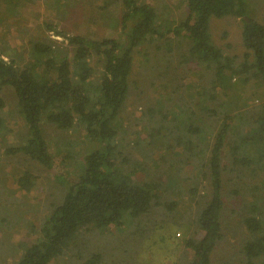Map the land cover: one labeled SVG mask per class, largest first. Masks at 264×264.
<instances>
[{"label": "rangeland", "instance_id": "1", "mask_svg": "<svg viewBox=\"0 0 264 264\" xmlns=\"http://www.w3.org/2000/svg\"><path fill=\"white\" fill-rule=\"evenodd\" d=\"M138 2L174 26L187 15L183 0ZM246 10L249 18L264 26V0H246ZM121 13V0H0V56L22 67L32 61V42L59 43L45 25L70 36L118 39ZM241 31L239 18L209 21L211 42L233 59L234 66L242 64L247 53ZM62 49L65 55L60 56L70 59L71 51ZM188 50L187 40L172 36L151 39L136 48L127 99L119 114L115 140L126 169L137 181L159 184L157 204L140 217L125 218L120 226L80 230L50 264H188L191 251L185 249L184 241L200 238L194 222L207 200L206 163L211 137L222 124L223 108L232 119L221 153V239L209 264H242L241 249L249 238L243 221L255 202L264 206V167L257 170L256 166L264 145L255 143L257 137L245 140L251 130L264 125V83L252 79L245 69L229 89L218 92L220 86L211 87L212 68L196 65ZM89 66L95 90L102 63L91 59ZM213 90H217L215 101H211ZM0 98L5 105L0 118L6 128L0 135V264H15L25 248L39 239L42 223L63 200L66 187L55 176L76 181L83 157L93 146L81 130L60 131L42 121L52 170L18 155L7 156L5 150L21 145L28 129L12 89L0 87ZM249 159L253 162L249 167L240 162ZM24 173L34 177L29 192L17 185Z\"/></svg>", "mask_w": 264, "mask_h": 264}, {"label": "trees", "instance_id": "2", "mask_svg": "<svg viewBox=\"0 0 264 264\" xmlns=\"http://www.w3.org/2000/svg\"><path fill=\"white\" fill-rule=\"evenodd\" d=\"M183 4L186 18L174 26L169 21H161L147 4L121 0L118 39L97 41L70 36L45 25L59 43L32 42L29 49L32 61L22 67L0 56V87L12 89L19 115L28 129V136L21 145L5 150L7 156H21L51 171L53 162L42 135V121L60 131L81 130L93 146L83 157L76 181L55 176L58 183L66 187L63 200L42 223L39 239L25 248L15 264H50L64 253L80 230L92 227L103 231L112 225L120 226L125 218L140 217L157 204L159 184L134 179L132 172L126 169L115 140L120 130L119 114L129 91L133 54L141 44L170 36L187 40L191 61L200 67L212 68L211 87L220 86L218 92L229 89L231 81L245 69L250 71L252 79L264 83V26L248 17L246 0H183ZM229 16L239 18L242 23L241 39L247 53L238 66L213 45L209 35L211 18ZM62 48L71 51L70 59L60 56L65 55ZM91 59L102 63L95 90L91 89ZM215 91H212L211 101L217 100ZM4 106L0 98V112ZM231 119L232 115L223 108L222 124L211 137L205 173L207 200L194 222L200 238L190 237L184 241L185 249L191 251L188 264H209L210 255L221 239V153L231 129ZM5 129L0 118V135ZM195 131L200 129L195 128ZM252 136L258 138L256 144L264 145L262 123L251 130L245 140ZM244 161L240 162L248 167L253 163L250 159ZM256 166L257 170L264 167V148L257 154ZM33 182L34 177L24 173L17 185L20 190L29 192ZM249 214L243 221L249 238L241 249L242 264H264V206L260 208L255 202Z\"/></svg>", "mask_w": 264, "mask_h": 264}]
</instances>
